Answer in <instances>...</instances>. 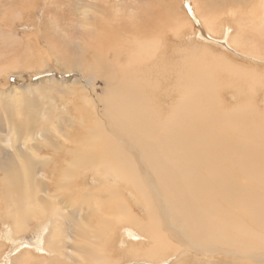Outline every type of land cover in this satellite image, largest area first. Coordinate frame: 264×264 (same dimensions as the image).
<instances>
[{
    "label": "bare ground",
    "instance_id": "bare-ground-1",
    "mask_svg": "<svg viewBox=\"0 0 264 264\" xmlns=\"http://www.w3.org/2000/svg\"><path fill=\"white\" fill-rule=\"evenodd\" d=\"M206 2L207 1H204L205 4ZM210 2L212 5L209 3L208 6L209 7L211 6L212 13L215 15L212 17V20H210L212 22L210 23V25L213 24L214 26H216V24L219 23L218 25L221 26L222 28V30L220 28L222 32L221 36L224 37L223 42L225 43L223 44V47L225 50L229 49L228 50L229 54L234 52L239 55L237 51H240V52L246 51V54L248 55L251 53H256V52L264 54V48L263 49L261 48L262 50L260 49L262 52L258 51L259 49L258 47L261 46L260 44L264 43V0H210ZM103 3H104V0H83L84 7L82 8V17H83L82 22H84L85 26L89 28L88 29L90 31L89 38L94 39V40L96 39L97 44L101 43L100 45H97L98 48L96 46L93 47L94 66L96 67V71H99L100 69V71L103 72L105 79H102V80L103 81L106 80L109 84L108 87L106 86L107 88L106 91H108V93L106 92L107 93V95L105 96L106 99L105 100L103 99L105 102H107L108 104L107 106H109L108 110L106 109L103 111L105 112L104 113L105 116H102L101 119H99L98 118L99 115L95 113L98 116L97 117L98 120L100 121L98 122L96 120L98 123L96 124L95 130H94L95 132L92 131L96 133L94 134L93 140H94V144L96 145L100 143L101 144L97 148L98 155L92 161L90 167H92V169L96 173L98 172L100 173L102 170V175L104 176V178L103 177L102 178L104 180L106 176H110V177L113 176L115 179L123 182L124 186L128 189L127 193L130 192L131 194L130 193L129 194L132 195L133 198L137 202L140 201L139 203H141V205L143 206V209L145 210V214H144L145 216H141L142 217L141 219H137V217L133 215V210L128 206L129 204H127L126 201L118 200V198H115V196H113L112 193H110V196L108 195L107 206L108 208L111 209L109 213L111 214L113 213V215H111L112 216L111 218L115 222L116 227L118 228L119 227L118 225L126 226V224L129 225L130 227V228L127 227V229H129L130 231L126 230L124 237H122L121 239L123 238L133 239V238L141 237L143 240H147V242L143 243L141 246H145L146 244H148V241L152 242L151 252L149 250V254L147 256L150 262L153 264L155 261H158L160 259V257L158 258L157 255H159L160 251H163V249L166 248V245L168 242H171L172 244H174V242L177 243L178 245L182 246V248H184L183 251L185 252L194 251L196 256L201 255L200 253L213 254V252H217L220 250H222L224 253H228L230 250L235 249L234 250L235 255L239 257L238 258L239 260L240 259L245 260L247 264H264V110L260 111V108H259L260 102L258 100H257L258 102L256 101L257 96H255V93H254L258 91L257 88L261 89V91H264L263 86L260 84L256 87L255 86L256 79L254 78V75L250 72L248 73L246 71H243V69L245 68L241 69V68L230 66L229 70L227 71H224L225 69L217 71L216 63L214 64L212 62L213 63L212 64L211 62L209 63L206 60V62L210 64L208 66L209 71L211 69V72L206 71L210 75L211 83L209 84L211 85V87L213 86L212 88H208L206 86H210V85L208 84L206 86L204 85V83H206L205 80L207 78V77L205 78V74H204L205 70L207 69L206 68L207 64H204L205 65L204 67V65L201 64L202 62L198 60L199 58L196 60L194 56V57H191V60L193 63L184 64L185 68L184 66H182L183 69H181V71L179 70V72L175 70L176 72H178L179 75H182L183 77L180 76L179 81H177L178 76L176 77L177 85H174L171 87V92H169L170 94L165 93L167 92L165 89L162 91L164 93L156 92L154 90L153 85H150L148 83V82H151V80L149 79V77L145 75V73L147 72L142 71L140 73H137V76L134 79V78H131V75H132L131 71H130L131 74L127 73V70L124 67L120 68L119 66L118 68L117 66H109L108 64H106V61H105V64L103 63L102 59H104V56L102 55L101 52L102 50H106L104 44L110 43L111 45L115 46V43L113 42L112 39L114 37L122 38L118 32H117L118 34L117 33L114 35L112 34L113 36L112 35H107L106 37L100 36L98 32V27L96 26L97 22L95 18L98 14L100 15L104 14L103 11L101 10ZM153 5H157V9L161 11V2H159V0H154ZM195 7H194V10H195ZM189 9H191V7ZM118 10L114 12L116 13L118 12ZM195 13L197 14V12ZM100 15L98 17H100ZM115 15L117 16V14ZM219 16L221 17L220 19H219ZM101 19L103 21L100 24L105 22L104 21L105 18L101 17ZM156 19L162 20V21L160 23H156L153 20L149 21L153 25L152 28L148 22L144 24L145 22V19H144V22L142 21V23L144 24L143 31L145 32L146 30H148V32L165 34L166 29L170 27V21L166 19V14L163 12L162 16H158L156 17ZM219 20L223 22V24ZM109 23L110 22H108V24ZM231 27L234 28L235 32H237V34H235L233 37L229 36V31L231 30ZM102 28H104V26ZM126 28L128 29L129 27L126 26ZM126 28L125 30L128 31ZM217 28L218 27H216V31H217ZM151 29L152 31H150ZM248 29H251L254 32V34L251 36L246 35V32ZM126 31H125V34H129V37H130V35L132 34H130V32L126 33ZM214 36H217V35L214 34ZM135 39L133 42L137 43ZM220 39L218 38V40ZM128 40H130V38H128ZM246 41L250 42L249 44L251 45L246 46ZM103 42L105 43L103 44ZM205 42L203 43L205 44ZM137 45H141V44H137ZM151 45H152V42H151ZM162 45L164 46V44L161 43V46ZM236 46L237 48H235ZM140 47L138 48L139 50H140ZM148 50L152 53L153 57H155L154 50L153 49L151 50L149 48ZM208 50H210V48ZM158 51H162V50H158ZM106 52H108V50H106L105 53ZM139 53H142V52H139ZM124 54L125 53H123V55ZM198 54L200 53L198 52ZM223 54H224V51H223ZM143 55H144V51H143ZM202 57L205 58L206 57L205 54H203ZM249 57H252V56L249 55ZM148 58L150 57H147V59ZM216 58L220 59V57H216ZM261 58L262 57L258 59V62L259 60H261ZM114 59L113 61L115 62L117 58L115 60ZM262 59L264 60V58ZM127 60H129V58ZM252 60L254 61L255 59L252 58ZM130 61L131 59L129 60L128 64H130ZM131 62L133 64H138L139 63L138 56L136 55L132 59ZM145 64H148V63H145ZM130 66L131 65H129L128 68ZM220 66L227 69V67L224 66V64ZM166 71H168L167 68H166ZM183 71H186V73L183 74ZM138 72H139V69H138ZM128 74L130 75V77ZM89 77L90 76H88L87 78ZM235 77H238L239 81H237ZM219 81H223L227 83L231 89L230 91H233L232 89H234V86H239V87L241 86L244 89L246 88L247 94L243 92L240 95L239 92L233 91V93L230 94V100L234 102V105L232 104L233 107L229 108L227 105V103L230 102L228 101L229 100L228 95L225 94V96L223 97H221L220 95L219 97V95L217 96L215 93L216 88L218 89V86L220 83ZM91 82L92 80L89 78L88 83L84 82L82 84L83 88H84L85 83H86L85 84V88H86L88 87L89 84H91ZM194 83L195 85H193ZM90 86H92V84L89 85V87ZM143 89L145 90L143 91ZM239 89H242V88H239ZM94 92L95 91H93V94H95ZM171 93H173L177 97L176 98L177 102L175 101L176 103L174 105H169L170 103L169 100H171L172 98ZM261 93H262V98H264L263 92ZM208 94H211V95H208ZM242 94L245 95L247 102L245 101V98L242 96ZM250 96L251 98L253 97L255 98L254 100L256 101V104L254 101L252 105L251 100L248 98ZM259 96L261 99V95ZM12 97H10L11 100H12ZM101 98H104V95ZM258 98L259 97H257V99ZM84 99L86 98L84 97ZM13 100L15 102L14 98ZM18 100L21 101V99H18ZM85 102H87V100ZM99 102H102V100ZM261 103H263V101H261ZM9 104L7 103V105ZM83 106H84V103H83ZM26 107L27 106H24V109ZM43 107L45 108L44 104H43ZM85 108L87 107L85 106ZM16 109L18 110L19 108L17 107ZM51 109H52V106H51ZM92 109L94 110L93 107ZM96 111H99V110L97 109ZM34 113L38 114L36 113V111H34ZM101 114L103 115V113ZM9 115H12V114H8V117ZM49 115L50 114L48 113V116ZM51 115L49 117H51ZM48 116H46L45 118H47ZM49 117L47 118L48 120L50 119ZM42 119L45 120L44 117H42ZM24 120L25 119H23V121ZM10 121H12L11 118H10ZM49 121H48L49 124H47V127L50 125V122L52 120L50 122ZM39 122L40 120L38 121V123ZM28 123H29V119H28ZM28 123L27 125H29ZM52 124L53 123H51V125ZM15 125L16 123L14 125H11L10 127L11 130H9L10 134H12L13 136H17L18 133H20L21 129L26 130V128L28 127L24 125L22 128H18ZM23 130L21 131L24 132ZM90 134L89 136H91ZM31 137L33 138V135H26L25 139H28ZM1 141H2V138L0 136V142ZM20 141L22 144L21 146L23 148L24 147L27 148L26 143H22V139ZM89 141H90L89 144H92L91 142L92 140H89ZM123 141H125L127 145H123ZM21 146L18 148H21ZM63 147L67 151V153H69L70 148L64 146V144H63ZM11 148L13 151H16V149H14L13 146ZM65 150L63 151L64 153H65ZM87 152H89V150ZM134 152H137V154H132ZM17 153L21 154V151L19 150ZM30 155L32 156V154ZM7 158L8 157H5L4 160H6ZM9 160L10 162L7 166L1 168V165H0V168L3 169V173H4L1 184H2L3 190H8L7 196L9 199L12 200V204L15 208L14 209L15 213L14 214L12 213L10 216V217H14L13 222L10 225L13 228L11 236L13 239H15L16 235H19L20 233L24 232V224L26 222V218L35 216L36 220L40 219L43 208L39 207L38 209V207H36L35 205L38 203V201H39V204L41 205V202H40L41 200L37 199L38 198L37 195L39 194L38 189L37 188L35 189L36 186L34 187L36 183L35 175H37V173L35 172L37 171L34 169L35 171L34 172L31 168H29V166L26 163H22L23 166H21L20 165V163L22 162L21 160H20L21 162L18 161L19 162L18 164L17 162L16 164L12 163V162H15L14 157H13V161L11 160V158H9ZM7 162L5 161L6 164ZM6 164L3 163L2 165H6ZM73 164L83 165V166L90 165L89 161L86 160V157L85 155H83V153L81 154V156H79V161L73 162ZM46 167H47V164H46ZM45 170L46 169H44V171ZM54 170L56 169L54 168ZM51 182L49 181L48 183L50 184ZM34 189L35 191H33ZM96 192L94 194L98 193ZM100 193L102 192L98 193L99 197L98 199H95L94 202H96L97 205L99 203L104 205L107 200L105 201L102 198H100L102 197V194ZM0 199H2V196H0ZM45 200L47 199L45 198ZM47 201H50V200H47ZM89 201L91 202L90 199ZM46 204H50V207H51V204L53 205L52 202L51 203L47 202ZM86 204L89 205L88 203ZM74 205L76 204L74 203ZM55 206L56 205L54 203L53 208L57 207ZM10 208L11 207H9V209ZM75 208L78 209L76 206ZM57 210H60V209H57ZM83 210L80 212L83 213L84 212ZM60 213L61 215L64 214V213L62 214V211ZM61 215L58 213L56 215L55 213V217L58 216L56 217V219H58L57 221H60L59 217L61 218ZM70 215H72V219H73L74 214L70 213ZM69 218L70 217H68V219ZM2 219L6 221V219H10V218L7 214L6 217H2ZM82 221L84 222V220H80L78 222H82ZM73 222L74 220L72 221V223ZM83 222L81 224L80 223L78 224L79 229L82 228L80 225H83ZM121 222H123L124 224H121ZM5 224H9V223H5ZM60 224L64 225L65 223L63 224L61 222ZM65 228L62 229L63 233H65V231L69 229L67 228L65 231H63ZM75 229L76 228L72 230V233L73 231L75 232V234L79 233V232H76L77 230ZM45 230H46V225H44L42 228L43 232H45ZM56 231H58V229ZM83 233L84 232L82 230V233L80 235L82 238H80V240H82L83 238L84 239L86 238V236L85 237L82 236ZM102 233H100V237H102ZM113 234H110V235L112 236ZM53 236L55 237V235ZM64 236L65 235H63V238ZM7 237H10L8 232H7ZM76 238H77V235H76ZM92 238L96 239L99 237L95 234H92ZM101 239L103 240V237ZM76 241H79V240L77 239ZM87 241H84L83 244L86 245ZM56 243L57 245L55 243H54L55 245L54 244L52 245L58 248L59 243L57 241ZM80 243L82 242L79 241L78 246ZM122 244H123V241H122ZM126 244H128L127 241H126ZM91 245L94 249L96 244L95 245L91 244ZM124 245L125 244H123V247ZM78 246L76 244V247ZM141 246L139 245L138 249L136 247H133V248L135 250H143L142 251L143 254L139 255V257L144 258L146 256L145 251H148V249L146 247L144 248ZM88 247H91V246H88ZM61 248L63 249L64 246ZM97 248L99 249V246ZM128 248H131V247L126 245L123 250H127ZM78 249L76 248L75 250L76 253ZM79 250H82V249H79ZM133 250H131V252H133ZM60 251H63V250L60 249ZM90 251L93 252L94 250H90ZM86 252H88V248ZM26 253L29 254L30 256H33L31 252L26 251L23 255L19 254L14 259H17V258L24 259L23 257L26 256ZM97 253L99 255L100 252L98 251ZM77 254L79 255V253ZM94 255H92V257ZM99 256H101V253ZM99 256L97 257L96 255L94 257L95 258L97 257L99 259ZM137 257H138V254H137ZM55 258L56 257H54V259ZM80 258L82 259V257ZM83 258H84L83 262L84 260L86 262L85 258H87V256H83ZM104 260L105 259H103V261ZM89 262L91 263V260ZM92 263L94 264L95 262L92 261ZM57 264H60V263H57Z\"/></svg>",
    "mask_w": 264,
    "mask_h": 264
},
{
    "label": "rangeland",
    "instance_id": "rangeland-1",
    "mask_svg": "<svg viewBox=\"0 0 264 264\" xmlns=\"http://www.w3.org/2000/svg\"><path fill=\"white\" fill-rule=\"evenodd\" d=\"M204 1H207L208 3L206 2L205 4ZM159 2H161V11L157 9V5H153L154 0H104V3L101 7L102 8L101 10L103 11L104 14L103 15L98 14L95 18L97 22L96 26L98 27V32L102 37H106L107 35H112V34L114 35L117 32L122 37V38L114 37L112 39L113 42L115 43V46L111 45L110 43L107 44L103 42V44L105 43L104 44L105 49L108 50L109 52V53L108 52L105 53L106 50H102L101 52L102 55L104 56V59H102L104 64L106 61V64H108L109 66H117L118 68L119 66L120 68L124 67L127 70V73L129 74L132 73L131 78L134 79L136 78L137 73H140L142 71L147 72L145 73V75L149 77V79L151 80V82L148 83L150 85H153L154 90L156 92L164 93L162 91L165 89L167 91L165 93H169L171 92V87L177 85L176 77L178 76L177 81H179V77L182 76L178 74L179 70L181 71V69H183L182 66H184V64L193 63L191 57L195 56L194 58H196V60L199 58L198 60L202 62L201 64L203 65L207 64L206 65L207 69L206 68H205L206 70L204 69L205 78L207 77L206 80L208 79L207 81L205 80L206 82L204 83L205 86L207 84L210 85L209 83H211L210 75L206 71H209L208 69V66L210 65L209 63L213 62L214 64L216 63L217 71L224 69H225L224 71H227L229 70L230 66L241 69L245 68L243 69V71H246L248 73L250 72L254 75V78L256 79L255 86L257 87L258 85L261 84L264 88V60L262 59L264 58V54L256 52L249 54L252 56L249 57V55L246 54V51H242V50L241 51L244 52L245 54L240 51H237L239 55L234 52L229 54L228 53L229 49L225 50L223 47V44L225 43L223 42L224 37L221 36L222 35L221 26L218 25L219 23H217L216 26H214L213 24L210 25V23H212L210 20H212V17L215 16L212 13L211 6L210 7L208 6L209 3L211 4L210 0H190V1L189 0H159ZM0 5H1L0 6V108H1L0 110H2L3 108V110L0 111V136L2 138V141L0 142V146H2L0 147V158L2 159V160L0 159V163H1L0 165L1 168L7 166L10 162L9 158H11V160L13 161V157H14L15 162L12 163L16 164L17 162L18 164L19 163L18 161L21 160L22 161V162L20 161L21 166H23L22 163H26L29 166V168H31L33 171L35 169L37 172L35 171L34 172L37 173V175H35L36 183L34 187L36 186L35 189L37 188L39 192V194L37 195L38 196L37 199L41 200L40 201L41 205L39 204V201L35 205L36 207H38V209L39 207L43 208L40 219L36 220L35 216H32L30 218L27 217L26 222L24 224V232L20 233L19 235H16L15 239H13L11 236L13 228L10 224L13 222L14 217H10V216L12 213L13 214L15 213L14 210L15 208L12 204V200L9 199L7 196L8 190H3L2 188L1 181L4 176V173H3V169L0 168V196H2V199H0V215H2L0 216L1 218L0 219V264H57V263L93 264L92 261L95 262L94 264H99V263L153 264L150 262L147 256L149 254V250L151 252L152 242L148 241V244H146L145 246H141L143 243L147 242V240H143L141 237L133 238V239L132 238L121 239L122 237H124L125 231L129 230L127 229L129 225L126 224V226L125 225L121 226L117 224L119 226L117 228L115 222L111 218L112 217L111 215H113V213L112 214L109 213L111 209L108 208L107 206L108 195L110 196V193H112L113 196H115V198H118V200L126 201V203L129 204L128 206L133 210V215H135L137 219H141L142 218L141 216H145L144 215L145 210L143 209L141 203H139L140 201L137 202L133 198V196L130 195L131 194L130 192L127 193L128 189L124 186L123 182L115 179L113 176L111 177L106 176L104 180L103 179L104 176L102 175V170L100 173L99 172L96 173L92 169V167H90L92 161L98 155L97 148L101 144V143L97 145L94 144L93 137L94 134H96L94 133L96 124L100 121L98 120V118L101 119L102 116H105L104 115L105 112L103 111L106 109L108 110L109 107L107 106L108 105L107 102L104 101L106 99L105 96L108 93V91H106L107 90L106 86L108 87L109 84L106 80L105 81L102 80L105 79L103 72L100 71V69L99 71H96V67L94 66L93 47L96 46L98 48L97 45H100L101 43L97 44L96 39L94 40L89 38V32H90L88 30L89 28L85 26L84 22H82L83 19L82 8L84 7L83 0H0ZM190 7L191 9H189ZM117 10L118 12L115 13L114 11ZM191 10L197 12V14ZM163 12L166 14V19L170 21V27L166 29L165 34L148 32V30L144 32L143 31L144 24L148 22L152 28L153 25L149 21L153 20L156 23H160L162 20H157L156 17L162 16ZM115 14H117V16ZM99 15L100 17H98ZM220 16L219 19L221 18ZM101 17L105 18L104 19L105 22H103L102 24H100L103 21ZM142 21L144 22V24L142 23ZM108 22L110 23L108 24ZM221 23L223 24V22ZM103 26L104 28H102ZM126 26L129 28L127 29ZM216 27H218L217 31H216ZM125 28L128 31H126ZM125 31L126 33L130 32V34L132 35H130L129 37V34H125ZM150 31H152V29ZM247 32L246 35L249 36L254 34V32L251 29H248ZM214 34L217 36H214ZM235 34H237V32H235L234 28L231 27V30L229 31V36L233 37ZM128 38H130L131 41L128 40ZM218 38L221 39L218 40ZM134 39L137 43L133 42ZM127 40L130 42H128ZM203 42H205V44ZM161 43L164 44L165 47L163 45L161 46ZM207 43L209 44V46ZM249 43L250 42L246 41V46L251 45ZM137 44H141V45H137ZM260 45L261 46L258 47L259 48L258 51L262 52L261 50L264 48V43H261ZM139 47L140 50L138 49ZM148 48L154 50L155 57H153L152 53L148 50ZM209 48L210 50H208ZM235 48H237V46ZM156 50L158 53L156 52ZM158 50H162V51H158ZM143 51H144V55H143ZM198 52L200 54H198ZM123 53H125L124 54L125 56L123 55ZM195 53L198 55H196ZM64 54L66 57L64 56ZM203 54H205L206 59L202 57ZM136 55L138 56L139 63L133 64L131 61ZM162 55L163 56L165 55L164 58ZM147 57L150 58L147 59ZM216 57H220V59H217ZM260 57L262 58L258 62V59ZM114 58L117 59L115 60ZM128 58L129 60L131 59L130 64H128L129 63V60H127ZM252 58L255 60L253 61ZM106 59L109 61H107ZM113 59L115 60V62L113 61ZM119 60L121 63L119 62ZM206 60L209 63H207ZM223 64L224 66L227 67V69L220 66ZM129 65L131 66L128 68ZM166 68L168 71H166ZM175 70H177L178 72H176ZM186 71H183V74H185ZM209 72H211V69ZM88 76H90L89 78L92 80L91 82L92 86L89 87V85H91L89 84L88 87H86L88 89H86L85 88L86 83L84 84V88L82 84L84 82L88 83V79H89L87 78ZM95 76L96 77L99 76L97 77L98 79ZM235 79L239 81L238 77H235ZM219 82H220L218 86L219 90L216 88L215 93L217 96L219 95V97L220 95L221 97L225 96V94L228 95L229 98L228 101L230 102H228L229 104L227 103V105L229 108H232L234 105V102L230 100V94L233 93V91L239 92L240 95L243 92L247 94L246 88L244 89L241 86L240 87L234 86V89H232L233 91H230L231 89L227 83L223 81H219ZM193 85H195V83ZM206 87L212 88L213 86L211 87L210 85ZM144 90L145 89H143V91ZM257 90L258 91L254 92L255 96L259 97L258 99L256 97V101L258 100L260 102L259 108L260 111H263L264 98H262L261 92H263L264 94V91H261V89L259 88H257ZM93 91H95L94 92L95 94H93ZM87 92L89 95L87 94ZM103 95L104 98H101L103 97ZM259 95H261V99ZM21 96L23 99L21 98ZM83 96L86 99H84ZM171 96L172 98L171 100H169L170 103L169 102L167 103H169V105H174L177 102L176 101L177 97L173 93H171ZM242 96L245 98V95L242 94ZM10 97H12V100ZM13 98L15 99V102ZM248 98L251 100L253 105L255 98L254 97L251 98V96ZM18 99H21V101ZM86 100L87 102H85ZM98 100L99 101L102 100V102H99ZM245 101L247 102L246 98ZM261 101H263V103H261ZM7 103L10 104L7 105ZM43 104L45 108L43 107ZM49 104L52 106V109ZM24 106L27 107L24 109ZM85 106L87 108L90 107L91 109L90 108L87 109L85 108ZM17 107L19 108L18 110L16 109ZM92 107L94 108V110L92 109ZM95 109L96 110L98 109L99 111H96ZM24 110L26 111V113ZM34 111H36V113L38 114H35ZM48 113L50 115L52 114L51 117H49L50 115L48 116ZM95 113L99 115V117ZM101 113H103V115ZM8 114H12L9 115L12 121H10ZM46 116H48L50 118L49 120L52 121L50 122L47 119L48 117L45 118ZM22 117L23 119H25L24 121ZM42 117H44L45 120H43ZM28 119H29V123H28ZM39 120H40L39 122L40 125L38 123ZM47 120L50 122V125L48 127L47 124L49 123ZM26 122L29 125H27ZM15 123H16L15 126L18 128H22L24 125L28 126L26 128V130L27 129L28 130L26 131L21 129L24 132L20 130V133H18L17 136H13L12 134H10L9 130H11L10 128L11 125H14ZM51 123L53 124L51 125ZM89 134L91 136H89ZM26 135H33V138L31 137L25 139ZM48 135L50 138L48 137ZM88 138L89 140H92L91 141L92 144H89L90 141L88 140ZM21 139H22V143H26L27 148L25 147L23 148L21 146L22 145L20 141ZM63 144L64 146L70 148L69 153H67V151L64 149ZM123 145H127V143L123 141ZM12 146L14 149H16V151L12 150L11 148ZM20 146L21 148H18ZM19 150L21 151V154H23L24 156L26 155L25 157L27 159L23 155L17 153ZM59 150L62 151L60 152ZM64 150L65 153L63 152ZM88 150L89 152H87ZM54 153L56 154V156ZM82 153L83 155H85L86 160L89 161L90 163L89 166L73 164V162L79 161V156H81ZM15 154L16 156L18 155L19 157L17 156L16 158ZM30 154H32V156ZM132 154H137V152H134ZM27 155L29 156L30 160ZM5 157L8 158L4 160ZM45 160H47L48 162ZM5 161L6 162L8 161L7 164L5 163ZM28 162L31 163L29 164ZM51 162L53 165L51 164ZM3 163L6 165H2ZM53 167L57 171L54 170ZM44 169L46 170L44 171ZM53 170L56 172H54ZM49 181L51 182L50 184L48 183ZM123 188H125L126 190ZM35 189L33 191H35ZM93 191L95 192L97 191L98 193L102 192L100 193L102 194V197L100 198H102L105 201L107 200L104 205L100 203L97 205L96 202H94L95 199H98L99 194L97 192H96L97 194H94L95 192ZM89 196L91 198L92 197L94 198L91 199ZM44 197L50 201L45 200ZM88 198L91 200V202L89 201ZM47 202L50 203L52 202L53 205L51 204L50 207V204H46ZM54 203L57 206V207L55 206L56 208H53ZM74 203L76 205H74ZM86 203H88L89 205H87ZM75 206L78 209H76ZM9 207L11 208L9 209ZM57 209H60L62 211V214L63 213L64 214L61 215L60 213L61 211ZM82 210L84 211L83 213L80 212ZM55 213L56 215L57 213L61 215V218L59 217V220L63 224L65 223L64 225L60 224L61 223L60 221H57L58 219H56V217L58 216L55 217ZM70 213L74 214L73 219ZM7 214L10 219H6L5 221L4 219H2V217H6ZM68 217L70 218L68 219ZM73 220H74L73 223L75 224L72 223ZM80 220H84V222L82 221L83 225L84 224L86 225V227L85 225L84 226L80 225L82 227L81 229L84 232L83 234H85V235L82 234V236L83 237L86 236V238L88 239V241L86 238L82 239L84 241H87L86 245L83 244L84 241L80 240V238H82L80 236L82 230L79 229L78 227V224L82 223V222H78ZM5 223H9V224H5ZM55 224L57 227L58 226L59 227L57 228ZM121 224L124 223L121 222ZM44 225H46L45 232L42 231ZM73 227L76 228L75 229L77 230L76 232L79 233L75 234V232L73 231L74 233L73 234L72 233V230H74ZM63 228H65L63 231H65L67 228H69L68 229L69 231L66 230L65 233H63L62 232ZM57 229L58 231H56ZM7 232L11 238L7 237ZM100 233H102L103 240L101 239L102 237H100ZM92 234L97 235L99 238L96 239L92 238ZM110 234H113L114 236L112 235L113 236L112 237ZM53 235H55V237ZM63 235H65L64 238ZM77 239L80 242H82L80 243L82 245L79 244L78 246L79 241H76ZM56 241L59 243L58 248L54 246L55 244L57 245ZM122 241L123 244H125L124 247L128 245L132 249L128 248L127 250H123L124 247ZM126 241L128 244H126ZM90 242L93 245L96 244L97 247L99 246L100 250L96 247V245L93 249ZM76 244L78 247H76ZM62 245L64 246L63 249L61 248L63 247ZM139 245L141 247L144 248L146 247L148 249V251H145L146 256L144 258L139 257V255L143 254L142 252L143 250H135L133 248L136 247L138 249ZM75 247L77 249L78 248L82 249L83 251L78 249L77 250V253H79L78 255L75 252L76 250ZM87 248H88V252H86ZM96 248L101 253V256H99L100 253L98 255L97 253L98 251L96 250ZM60 249L63 251H60ZM164 249L163 251L159 252V255L157 256L158 258L160 257V259L158 261H155L154 264H238V263L247 264L245 260L238 259L239 257L235 255L234 252L235 249L230 250L228 253H224L222 250L213 252V254L199 252L201 255H197V256L195 255L194 251L192 252L183 251L184 248H182V246L178 245L175 242L174 244L168 242L166 248ZM90 250H94L95 252L93 251L94 252L93 253ZM131 250H133V252H131ZM26 251L31 252L33 256H30L29 254L26 253V256L23 257L25 260L18 258L14 259L19 254L23 255ZM55 251L58 254H56ZM92 255L94 256L97 255V257L99 256V259L93 256L95 258L94 259ZM83 256H87V258L89 257L88 260L87 258H85L86 262L85 260L83 262L84 259ZM54 257L56 258L54 259ZM80 257H82V259ZM103 259L105 260L103 261ZM90 260L91 263L89 262Z\"/></svg>",
    "mask_w": 264,
    "mask_h": 264
}]
</instances>
